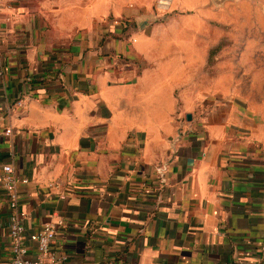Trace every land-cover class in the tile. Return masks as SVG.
<instances>
[{"label":"crops","instance_id":"crops-1","mask_svg":"<svg viewBox=\"0 0 264 264\" xmlns=\"http://www.w3.org/2000/svg\"><path fill=\"white\" fill-rule=\"evenodd\" d=\"M213 1L0 0V264L6 163L64 264H264V12Z\"/></svg>","mask_w":264,"mask_h":264},{"label":"built area","instance_id":"built-area-1","mask_svg":"<svg viewBox=\"0 0 264 264\" xmlns=\"http://www.w3.org/2000/svg\"><path fill=\"white\" fill-rule=\"evenodd\" d=\"M172 1L158 0V5L160 8L169 9ZM24 99L21 98L18 105H24ZM6 131L10 132L11 129ZM3 171L2 181L11 211L9 227L12 259L10 264H64V257L58 256L53 250L57 236L56 223L48 222L35 231H27L25 220L28 213L20 203V184L29 182V178L19 177L11 163L4 164ZM63 222V220L58 221L59 224ZM29 241H35L38 246V254L34 257L29 256L31 250Z\"/></svg>","mask_w":264,"mask_h":264},{"label":"rangeland","instance_id":"rangeland-1","mask_svg":"<svg viewBox=\"0 0 264 264\" xmlns=\"http://www.w3.org/2000/svg\"><path fill=\"white\" fill-rule=\"evenodd\" d=\"M217 1L218 2L213 1V4L219 7V11L223 18L222 20L221 19H211L208 22V25L210 28H213V29L217 28L219 30L218 31L219 36L220 34H223L219 42L220 43L219 51H220L221 47H224L223 45L226 44V37L224 33H220V32L225 31L226 23H225L224 18H225L226 10H227L226 1H229V0H217ZM232 1L235 2V9H234L235 15H234V22H233V25L235 26V28L244 27L246 25L256 26L258 19L260 17L259 12L261 13L264 12V0H246L247 2L244 5H240L241 0H232ZM192 10L193 9L181 8V11H180L181 17L183 15H187ZM177 13H178L177 11H170L168 13H165L164 16H162L161 18L167 21L168 17L172 15H176ZM229 26H232V24L231 25L227 24V27ZM239 36L240 35H235L234 38L236 39ZM219 51H218V54H219Z\"/></svg>","mask_w":264,"mask_h":264},{"label":"water","instance_id":"water-1","mask_svg":"<svg viewBox=\"0 0 264 264\" xmlns=\"http://www.w3.org/2000/svg\"><path fill=\"white\" fill-rule=\"evenodd\" d=\"M187 117H188V119H191L192 118V114H188Z\"/></svg>","mask_w":264,"mask_h":264}]
</instances>
